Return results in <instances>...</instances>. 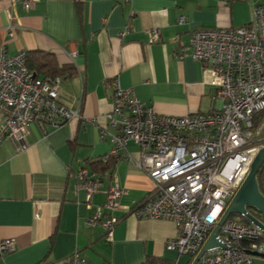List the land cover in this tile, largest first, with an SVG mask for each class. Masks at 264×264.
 <instances>
[{"label": "crops", "instance_id": "obj_1", "mask_svg": "<svg viewBox=\"0 0 264 264\" xmlns=\"http://www.w3.org/2000/svg\"><path fill=\"white\" fill-rule=\"evenodd\" d=\"M232 3L37 0L27 9L24 0H0V56L2 51L6 56L42 51L60 65L72 63L76 73L60 77L58 100L79 112L58 125L32 122L22 144L2 140L0 242L11 239L15 249L0 254V264H67L74 253L83 264H138L147 256L192 263L191 257L165 247L179 233L175 222L129 213L153 188L133 160H108L110 169L96 168L102 156L110 157L116 133L107 117L113 88L104 80L130 89L156 114L184 116L216 108L211 70L187 46L195 29L247 24L249 17L233 16ZM180 16L183 23H178ZM151 29L159 31L153 42ZM69 51L77 52L72 61ZM126 148L134 160L139 158V145L129 141ZM81 169L100 180L90 207L105 201L113 182L110 171L125 190L113 211L118 222L112 240L100 225H88L91 209L78 177ZM259 190L264 194V186ZM252 264H264V257L254 256Z\"/></svg>", "mask_w": 264, "mask_h": 264}, {"label": "built area", "instance_id": "obj_2", "mask_svg": "<svg viewBox=\"0 0 264 264\" xmlns=\"http://www.w3.org/2000/svg\"><path fill=\"white\" fill-rule=\"evenodd\" d=\"M36 1L24 0V7ZM184 21V16L178 18V23ZM149 36L150 42L156 41L159 31L151 29ZM187 48L211 70L217 107L184 116L160 115L116 80H104L113 88L107 117L116 133L111 136V158L102 156L100 161L133 160L153 188L129 213L175 222L179 233L165 241L166 249L194 259L264 148V0L253 4L243 26L193 30ZM67 54L71 61L77 56L76 51ZM25 56V51L13 56L2 51L0 56V144L5 138L22 144L32 122L58 125L79 117L58 100L60 77L40 78L26 67ZM129 141L140 147L136 160L127 152ZM109 173L113 182L105 201L94 207L90 203L100 180L86 169L78 177L91 209L88 225H100L105 238L112 240L118 222L113 211L125 190ZM217 240L226 247L204 252L197 264H252L254 256L247 251L264 254V229L248 222L229 218ZM14 249L11 239L0 242L1 255ZM67 264H83V259L74 253Z\"/></svg>", "mask_w": 264, "mask_h": 264}, {"label": "water", "instance_id": "obj_3", "mask_svg": "<svg viewBox=\"0 0 264 264\" xmlns=\"http://www.w3.org/2000/svg\"><path fill=\"white\" fill-rule=\"evenodd\" d=\"M262 165H264V148H261L255 155L246 178L238 188L236 194L230 200L225 211L220 217L218 224L214 227L191 264H197L203 253L214 247H226L217 240V236L220 227L232 215H239L248 223L264 229V224H262V222H260V220L255 216V214H259L264 217V194L260 192L257 182V174ZM248 208L254 212L249 211ZM247 253L253 256L264 257V254H258L255 251H247Z\"/></svg>", "mask_w": 264, "mask_h": 264}, {"label": "trees", "instance_id": "obj_4", "mask_svg": "<svg viewBox=\"0 0 264 264\" xmlns=\"http://www.w3.org/2000/svg\"><path fill=\"white\" fill-rule=\"evenodd\" d=\"M25 65L29 70H32L42 79L53 78V77H67L71 78L75 75L76 71L73 64L60 65L56 61L53 54L42 52V51H30L26 52ZM100 162V163H99ZM95 162L96 168L105 170L111 168V163L107 162ZM258 187L261 189L264 186V165L261 166L257 174ZM249 211L254 212L253 210ZM258 219L264 220L259 214H255ZM242 219V218H241ZM244 223L246 220L242 219ZM138 264H173L170 260L157 257V256H147L139 262Z\"/></svg>", "mask_w": 264, "mask_h": 264}, {"label": "rangeland", "instance_id": "obj_5", "mask_svg": "<svg viewBox=\"0 0 264 264\" xmlns=\"http://www.w3.org/2000/svg\"><path fill=\"white\" fill-rule=\"evenodd\" d=\"M258 0H247V1H233V9L232 14L235 18H238L236 20L245 19L249 17L250 20V14L252 11V6L254 3H256ZM248 20V21H249ZM230 219L235 220L237 222H243L241 219V216L239 215H232Z\"/></svg>", "mask_w": 264, "mask_h": 264}]
</instances>
